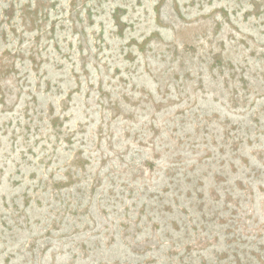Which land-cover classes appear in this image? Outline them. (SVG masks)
Here are the masks:
<instances>
[{
    "label": "rangeland",
    "instance_id": "rangeland-1",
    "mask_svg": "<svg viewBox=\"0 0 264 264\" xmlns=\"http://www.w3.org/2000/svg\"><path fill=\"white\" fill-rule=\"evenodd\" d=\"M0 264H264V0H0Z\"/></svg>",
    "mask_w": 264,
    "mask_h": 264
}]
</instances>
